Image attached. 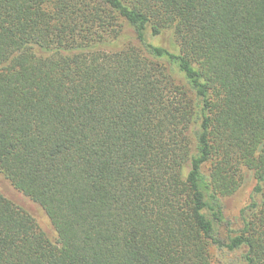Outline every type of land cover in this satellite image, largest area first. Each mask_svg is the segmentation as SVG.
Masks as SVG:
<instances>
[{
	"label": "trees",
	"instance_id": "1",
	"mask_svg": "<svg viewBox=\"0 0 264 264\" xmlns=\"http://www.w3.org/2000/svg\"><path fill=\"white\" fill-rule=\"evenodd\" d=\"M0 264H264V0H0Z\"/></svg>",
	"mask_w": 264,
	"mask_h": 264
},
{
	"label": "rangeland",
	"instance_id": "2",
	"mask_svg": "<svg viewBox=\"0 0 264 264\" xmlns=\"http://www.w3.org/2000/svg\"><path fill=\"white\" fill-rule=\"evenodd\" d=\"M163 43L164 41H158V44L161 46H163ZM250 191L251 188L249 186H245L239 192L224 200V216L227 219L233 221L236 218L240 209L248 202ZM30 208L32 209V207ZM33 213L40 226L45 229L47 227V222L43 219L42 215L36 210H33Z\"/></svg>",
	"mask_w": 264,
	"mask_h": 264
}]
</instances>
